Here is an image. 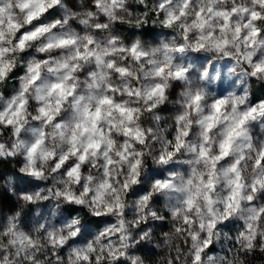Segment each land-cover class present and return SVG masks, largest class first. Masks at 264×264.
Here are the masks:
<instances>
[{
    "label": "clouds",
    "instance_id": "obj_1",
    "mask_svg": "<svg viewBox=\"0 0 264 264\" xmlns=\"http://www.w3.org/2000/svg\"><path fill=\"white\" fill-rule=\"evenodd\" d=\"M0 264H264V0H0Z\"/></svg>",
    "mask_w": 264,
    "mask_h": 264
}]
</instances>
